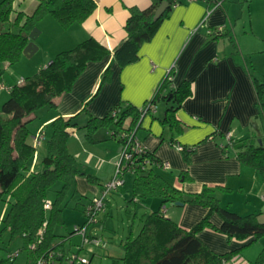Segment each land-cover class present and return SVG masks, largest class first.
Segmentation results:
<instances>
[{
  "label": "crops",
  "instance_id": "crops-1",
  "mask_svg": "<svg viewBox=\"0 0 264 264\" xmlns=\"http://www.w3.org/2000/svg\"><path fill=\"white\" fill-rule=\"evenodd\" d=\"M94 1L96 6L91 15L81 23H72L67 28H62L49 14L43 16L44 26L37 25L40 30L34 40L38 46L37 51H41L45 57L43 60L49 61L56 52L70 48L88 36H93L112 51L125 38L123 26L129 9H142L150 3V0ZM252 2L222 0L219 6L207 13V1L177 0L153 37L140 46L138 59L119 67L110 53L86 65L71 90L58 98L56 107L48 111L37 126V129L47 128L57 115L64 120L73 117L72 121L76 125L67 129L69 151L79 169L97 178L94 184L83 176L75 177V188L81 196L87 199L93 197L101 185L112 177L120 143L109 136V127L98 128L94 133L95 141L91 142L85 139V130L79 126L86 123L89 114L104 116L118 101L142 106L165 72L172 69L175 84L182 80L191 82V94L175 113L181 131L176 133L160 122L165 108L162 103H158L154 116L146 114L141 118L135 131L137 138L161 161L168 163V168L158 167L157 171L175 187L185 193L199 192L203 185L237 189L239 193L248 192L251 196L241 198L237 205L230 197L231 194L220 193L218 199L221 204L224 202L223 206H228L238 214L256 213L259 219L262 217L260 221L264 222L263 209H259L255 203L264 193V182L259 173L241 163L234 148L221 147L227 143L225 133H230L236 140L264 133L263 122L257 116V95L251 80V72L264 76V69L249 66V55L264 51V45L255 47L257 39L264 40V16L260 18L258 31H255L252 12L256 8ZM36 5L37 0H13V10L27 14ZM258 11L264 13V6H260ZM219 25L224 26V32L214 37V29ZM45 30L59 36L50 47L38 40ZM107 66L111 67L109 80L100 84L101 75ZM170 138L181 146H194L188 160L172 146ZM35 143L40 145L43 140ZM182 171L187 175H181ZM118 191L115 193L125 199L124 193ZM133 202L144 208L147 204L155 206L152 210L160 206L158 199L155 202L153 199H137ZM109 206L110 201L107 199L106 213L99 217L101 224L108 221ZM179 206H185V209L182 215L177 216L173 207ZM162 210L165 216L187 229L207 212V208L189 207L185 203L163 205ZM210 220L215 225L220 223L215 213L210 215ZM70 232L64 236L65 242L71 236ZM217 234L223 235L205 228L198 233V237L217 252L229 251L242 244L233 238L227 239L225 235L226 241H223ZM262 245L264 247V240L255 250ZM62 250L70 249L64 247ZM242 251L231 259L232 264L245 263L246 257Z\"/></svg>",
  "mask_w": 264,
  "mask_h": 264
},
{
  "label": "trees",
  "instance_id": "trees-1",
  "mask_svg": "<svg viewBox=\"0 0 264 264\" xmlns=\"http://www.w3.org/2000/svg\"><path fill=\"white\" fill-rule=\"evenodd\" d=\"M162 1H166L168 6L161 16L154 20L153 13ZM176 1L150 0L145 8H130L123 26L125 38L112 51L93 36H88L72 47L56 52L50 61L33 74L19 78L11 86L4 85L8 95L0 107V201L8 197L10 207L0 220V231L7 230L10 240L20 237L23 247L27 248L30 243H36L34 250L28 249L30 260L46 250L64 252L62 249L66 238L55 233L54 228L63 222L61 211L67 206L63 203L65 193L74 184L72 195L85 200L81 206L84 214V207L90 203L92 197L87 199L78 193L75 177L83 176L94 184L97 183V178L79 169L69 151L67 129L76 125L72 121L73 117L67 120L60 115L54 117L47 126L48 134L41 127L33 133L28 123L37 117L35 112L39 109L55 108L58 98L71 90L89 62L99 61L110 53L119 67L138 59L140 46L153 37L159 24L169 16ZM206 1L209 3L208 8L213 6V1ZM95 6L94 0H37L35 9L27 14L21 10L14 11L13 0H0V78L7 67L23 56L22 50L28 42L23 33L37 27V21L41 17L49 14L62 28H67L72 23L84 21L91 15ZM223 32L224 30L220 33L214 31L213 35L216 37ZM173 72L172 69L165 72L142 106L118 101L102 117L89 114L86 123L79 126L85 130V139L93 142L94 133L98 128L109 127V136L116 138L121 145L126 135L136 131L144 111L145 115L154 116L150 105L157 106L158 103H162L165 108L160 122L179 133L181 124L175 113L191 94V82L182 80L175 84ZM110 74L111 67L107 66L101 75L100 84L107 82ZM251 80L257 95V116L264 127V76L251 72ZM40 135L43 137L40 138ZM44 139L47 149L41 161V169L29 172L28 162L37 147L35 142ZM169 142L176 144L172 138ZM227 146L234 148L237 159L255 169L264 182V133L240 140L233 138L230 143L224 145L225 148ZM193 149L194 146H182L181 152L186 160ZM162 162L144 144L142 151L135 155L131 168V196L128 201L155 197L159 199L160 206L140 216L138 232L135 235L129 234L122 240L123 254L112 256L111 264H223L238 255L244 247L264 236V222L260 221L258 214L240 215L228 206H223L213 195L211 187L204 185L201 191L184 197L181 189L169 183L157 171ZM180 174L186 173L182 171ZM55 182H60V187L55 190L51 208L46 210L43 203ZM216 187L222 191L229 190L223 186ZM177 201L200 204L207 208V212L191 228H184L165 216L162 210L166 202L174 204ZM213 213L220 218L218 225L210 220ZM44 221L45 230L41 241L37 242V230ZM205 228L242 244L229 251H214L198 237V233ZM70 233L74 234V229ZM5 263L6 259L0 258V264ZM251 264H264V247Z\"/></svg>",
  "mask_w": 264,
  "mask_h": 264
},
{
  "label": "rangeland",
  "instance_id": "rangeland-1",
  "mask_svg": "<svg viewBox=\"0 0 264 264\" xmlns=\"http://www.w3.org/2000/svg\"><path fill=\"white\" fill-rule=\"evenodd\" d=\"M262 5L264 6V0H253L252 2V6L256 8V11L252 12V21L255 31H258L257 27L259 25L260 18L264 16V13L258 11L259 7L260 6L262 7ZM43 18L44 17H41L37 21V25L40 27L44 26V21H42ZM262 28L264 29V27ZM37 29L40 30L38 27ZM56 35L57 34H49V32L45 30L44 33L39 36L38 40L41 43L43 42L44 46L50 47V45L54 44V41L59 37ZM257 40L258 41L255 43V47H257V45H264L263 44L264 40H259V39ZM249 57L251 60L249 62L251 65L249 64V66L251 68L252 67L255 68L256 66L258 68L264 69V51L254 52L250 54ZM43 59H45V57L42 56L41 51H37L35 54H33L30 57L22 56L19 60H17L15 63H13L4 70L0 78V83H3V85L5 86L12 85L19 78L33 74L35 71H37L38 68H40L42 65H45L42 64L43 61L48 62V60H43ZM6 80L7 82H5ZM7 95L8 93L5 88L0 89V107L2 102L7 98ZM50 110H52V108L44 107L43 109H39L38 111H36L35 114L38 115L35 119L31 120L28 123L29 129L36 133L35 129H37L39 123L42 122L44 116ZM44 131H47L48 134L49 128L48 127L45 128ZM172 146L175 147V145ZM46 149L47 148H46L45 139L43 140V143H41L40 145L37 144L35 152L28 162L29 172H36L41 169V161L46 153ZM176 150L178 152L181 151L177 148ZM132 177L133 176L130 171H125L123 174L122 185H120L118 189L112 190L107 194L106 199L110 201V206L108 210L109 216H107L106 218V220H108L106 224H101L99 221L97 223L89 224V228L87 230L88 235H93L101 239L102 241L105 242V246L96 247L91 244H84L82 246V248L79 250V255L88 258L89 259L88 264H111L112 256L118 257L123 254V248L121 244L122 240H124V238L127 235L129 234L135 235L138 232L141 224L140 216L142 215V212L145 211V213H148L150 211H153L152 209H154L153 207L155 206L152 205L148 206L147 204L146 207L144 208L140 204L135 205L134 202L128 201V199L131 196ZM59 187H60V182H55L51 190L47 192V196L45 199L52 202L55 198V190ZM203 187L204 185L202 186V188ZM208 187H211L213 189L212 193L217 198H219L220 193L231 194L232 196L230 195V197L234 199L236 205L238 202H240L241 198L243 199L244 197L251 196L248 192L239 193L237 189L234 190L229 189L228 191H222L219 190L216 186L213 187L208 186ZM73 190H74V184L71 185L65 193L63 203H66L67 206L63 207L61 211V217L63 219V222L62 224L55 225L54 228L55 233H57L58 235L66 236L69 231H72L75 226L82 224L83 221L85 220L81 208L82 203L85 200L83 198L78 199L76 195H72ZM117 190H119L118 192L124 193L125 199L119 197V195L115 193ZM189 194L190 193L184 192V197H188ZM263 195L264 193L261 194L258 201H255V203L257 204L259 209H263V215H264V201L261 199ZM7 199L8 197H5V200L0 201V220L10 207V204L7 201ZM147 199L148 200L153 199L154 202L155 200H157V198L155 197H150ZM223 203L224 202L222 201V205H225ZM185 204L186 206L189 207L196 206L200 208H205L200 204H192V203H185ZM165 205L170 206L171 203L166 202ZM173 208L176 211L177 216H180L183 214L185 206L184 207L179 206ZM156 209H158V205L156 206ZM260 219H262L261 216ZM194 224H192L188 228H191ZM1 225L2 223L0 221V228ZM217 235L223 241H226L224 235H220V234ZM9 236H10L9 232L7 230L0 231V258L6 259L5 264H26L27 261L31 259V256L28 253V247L27 248L26 246L23 247V240L20 237H15L10 240ZM81 240H82L81 236L77 233H74L69 237L68 240H66V242L64 243V247L72 251H75L77 249V246L81 244ZM263 240H264V236L242 249L243 250L242 254L246 257L244 264H250V262L254 260L257 253L260 251L263 245L260 246L258 250L255 249H257V246H259V244H261ZM16 250H19L18 254L13 259H10L8 257L9 254L15 252ZM249 257H251L250 260ZM223 264H232V261L230 259L224 262Z\"/></svg>",
  "mask_w": 264,
  "mask_h": 264
},
{
  "label": "built area",
  "instance_id": "built-area-1",
  "mask_svg": "<svg viewBox=\"0 0 264 264\" xmlns=\"http://www.w3.org/2000/svg\"><path fill=\"white\" fill-rule=\"evenodd\" d=\"M211 1H213L214 3L213 6L207 10V13L212 8L219 6L222 2V0H211ZM223 30H224L223 25H219L214 29L216 33H220ZM0 88L2 89L6 87L4 85H0ZM150 108H151V112L155 113L157 106L152 104L150 105ZM112 114H114V112H112ZM143 115H145V111L143 112ZM134 134L135 131H133V133L131 134L126 135V138L121 143L118 156L114 162V172L112 177L101 185L99 192L95 194L92 197L90 203L84 207L85 222L73 228L74 232L79 234L82 239L81 244L77 246V249L75 251L68 250L64 252L59 250H46L40 256L30 260L28 264H88L89 259L79 255V250L82 248V246L84 244H91L96 247L105 246L104 241L97 238L96 236L88 235L87 230L89 228V224L97 223L99 221L100 215L106 210L107 194L112 190L118 189V187L122 185L124 172L125 171L131 172L135 155H138L143 149L142 142ZM42 137L43 135H40V138ZM225 138L227 143H230L233 140L230 133H225ZM175 147L179 150L182 149V146L180 144H175ZM221 147H224V145H221ZM168 166L169 165L167 162H162L161 165L162 168H168ZM262 199H264V196L262 197ZM43 208L46 210L50 209L51 202L45 200L43 203ZM45 226H46V221H44L39 226L37 230V242L41 241L42 235L45 230ZM35 248H36V243L34 242L30 243L28 246L29 250H34ZM18 252L19 250H16L15 252L10 253L8 257L10 259H13L18 254Z\"/></svg>",
  "mask_w": 264,
  "mask_h": 264
},
{
  "label": "water",
  "instance_id": "water-1",
  "mask_svg": "<svg viewBox=\"0 0 264 264\" xmlns=\"http://www.w3.org/2000/svg\"><path fill=\"white\" fill-rule=\"evenodd\" d=\"M168 3L166 1H162L157 8L155 9L154 13H153V19L156 20L157 18H159L161 16V14L164 12V10L167 8ZM39 34V30L37 29V27H34L30 32L28 33H23V36H25L28 40L27 44L25 45V47L22 50V55L25 57H30L34 54L35 51H37L38 46L37 44L34 42V40L36 39V37ZM176 205H182L183 203L180 201H177L175 203Z\"/></svg>",
  "mask_w": 264,
  "mask_h": 264
}]
</instances>
